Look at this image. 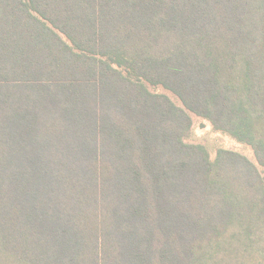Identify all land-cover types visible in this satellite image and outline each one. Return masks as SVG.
<instances>
[{"label":"trees","instance_id":"trees-1","mask_svg":"<svg viewBox=\"0 0 264 264\" xmlns=\"http://www.w3.org/2000/svg\"><path fill=\"white\" fill-rule=\"evenodd\" d=\"M259 167L264 0H0V264H264Z\"/></svg>","mask_w":264,"mask_h":264},{"label":"rangeland","instance_id":"rangeland-1","mask_svg":"<svg viewBox=\"0 0 264 264\" xmlns=\"http://www.w3.org/2000/svg\"><path fill=\"white\" fill-rule=\"evenodd\" d=\"M155 91L166 93L177 105H180L179 101L170 93L161 89H155ZM190 117L192 119V126L191 135L187 140L188 143L203 146L210 155V158L215 157L218 149H225L239 153L257 164L253 151L249 146L239 143L224 132L215 130L211 123L205 119L197 117L194 114H190ZM259 170L264 178V168L259 167Z\"/></svg>","mask_w":264,"mask_h":264}]
</instances>
